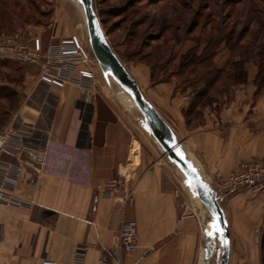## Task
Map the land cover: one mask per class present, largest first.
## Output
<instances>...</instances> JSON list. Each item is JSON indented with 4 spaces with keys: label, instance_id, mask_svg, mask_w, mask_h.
I'll use <instances>...</instances> for the list:
<instances>
[{
    "label": "crops",
    "instance_id": "0c3cea01",
    "mask_svg": "<svg viewBox=\"0 0 264 264\" xmlns=\"http://www.w3.org/2000/svg\"><path fill=\"white\" fill-rule=\"evenodd\" d=\"M146 68L142 81L127 71L215 191L229 230L227 264H261L264 197L228 191L220 179L240 161L264 160V91L256 94L251 81L235 86L232 98L204 107L188 125L189 97L172 79L145 94ZM19 70L22 87L11 89L21 101L6 127L33 153L2 156L19 165L13 192L29 206L0 205V264H71L79 246L83 264H213L218 227L131 114L95 81L49 84L35 65ZM110 177L120 180L115 201L103 194ZM122 220L136 221L134 251L115 247Z\"/></svg>",
    "mask_w": 264,
    "mask_h": 264
},
{
    "label": "trees",
    "instance_id": "16d2710c",
    "mask_svg": "<svg viewBox=\"0 0 264 264\" xmlns=\"http://www.w3.org/2000/svg\"><path fill=\"white\" fill-rule=\"evenodd\" d=\"M257 2L264 0H235L231 5L229 0H206L203 4L200 0H119L118 8L111 12L118 16L114 24L123 25L128 40L121 52L111 48L120 59L144 62L154 83L181 78V83L192 87L193 97L184 110L191 125L204 107L216 102L232 85L251 81L256 94L264 91V6ZM226 5L229 10L216 16ZM257 12L260 16L255 15ZM238 16L244 17L239 29ZM231 18L228 25L226 20ZM250 20L253 23L246 24ZM253 24L255 27H251ZM220 48L227 52L223 68L215 61ZM251 67L254 73L250 80ZM1 90L15 94L6 85H1ZM6 93H0V98L7 99ZM1 108L0 127L7 123L9 114ZM259 245L264 264V229Z\"/></svg>",
    "mask_w": 264,
    "mask_h": 264
},
{
    "label": "rangeland",
    "instance_id": "374dc122",
    "mask_svg": "<svg viewBox=\"0 0 264 264\" xmlns=\"http://www.w3.org/2000/svg\"><path fill=\"white\" fill-rule=\"evenodd\" d=\"M185 1L188 2L189 0H185ZM229 1H230L229 4L231 5V2L235 0H229ZM200 2L203 4L206 3V0H200ZM257 3L260 7L264 6V2H257ZM92 5L98 17L101 29L105 34L106 39L109 42L110 46L113 47L116 52L117 51L121 52L128 39L124 37L125 33L123 31V25L119 26L117 24H114V21H116L118 16H114L111 12L113 9L118 8L119 0H92ZM224 7L225 10L222 12L216 10L217 12L215 15L218 16L220 15L219 13H223L226 10H229L227 5ZM187 13L190 12L187 11ZM255 15L260 16L258 12L255 13ZM233 19L234 18L226 20V23L228 25H231ZM238 19H239V24L237 25V29H239V27L243 24L244 17L238 16ZM216 21L217 22L219 21L218 17L216 18ZM252 21L253 20H250V22L249 23L246 22V24L251 25L253 23ZM251 27H255V25L253 24ZM56 34L58 35L55 36ZM14 36H17V39L19 41L29 45H35V42L38 41L42 49H45L46 46L51 42H58L60 40L67 39L69 37L73 38V41L81 45V47L84 49V51L87 54L88 64L94 70V81L96 83H99V85L103 87V89H105L108 94L111 95L110 98L113 99L122 109L123 108L126 109L127 113L131 114V119L134 120L138 129L142 128L141 126L142 115L139 112V110L135 108L136 106L135 107L133 106L134 103L131 104L127 100L125 101L121 95V93L124 92L121 89V87L112 79L110 74L103 73L98 67V64L94 59L89 47L88 35L85 26L82 7L80 3H78L76 0H0V38H8ZM185 45H187V43ZM226 60H227V52L224 48H220L215 58L216 65L219 68H223L226 64ZM121 62L124 64L127 70H130L132 73H135V75L137 76V78H139V80L142 81L146 79L147 77L146 67L148 66L144 62L139 61L136 58L128 61L122 59ZM3 63H7V64L4 65ZM27 64L28 63H21L14 60H6V59L1 60L0 86L6 85L8 89L21 88L23 78L20 75L21 71L19 70V67H22L23 65H27ZM148 73L150 79V70ZM155 73L157 74V71H155ZM253 73H254V68L251 67L249 71L250 80L251 77L253 76ZM158 76L161 75L159 74ZM155 77L156 79L159 78L157 77V75H155ZM37 79H38V75H37ZM171 79L175 80L176 87L179 86L180 89L182 90L185 89V91L179 90L181 93H183V95L189 97V99L193 97L192 87L187 86V84L181 83V78H177V79L171 78ZM154 84L155 83L151 79L149 80L148 83L144 82L142 86V90L144 91V93L150 95ZM238 85L241 84L230 86L225 94L219 95L216 102L221 103L222 100H228L232 98V95L234 93L233 88ZM0 93H6L8 95V97L6 96L7 99L2 98L1 96L0 108L2 107L3 109L8 110L9 113L8 119H9L11 114H14L18 103L21 101V97L16 95V93L15 94L10 93V91L7 90H1ZM200 119L201 116L197 119V121ZM187 124L190 125L188 122ZM2 128L15 134V132H13L9 127H6V124L0 127V129ZM172 167L174 171H180L176 165L172 164ZM180 177L182 179V176ZM186 187L188 188V186ZM191 192L193 197H195L197 203H200V201L193 193V191ZM205 215H207L206 218L209 219L210 216H208V214ZM213 222H215L214 219ZM219 233L221 236L222 234L221 231ZM260 234H263V231ZM213 239H215L217 243V246L215 247L216 249L215 258L213 257L214 258L213 264H216L220 254L219 245H221V241H220V237H215ZM257 239L258 240L260 239L259 236Z\"/></svg>",
    "mask_w": 264,
    "mask_h": 264
},
{
    "label": "built area",
    "instance_id": "2783aa9c",
    "mask_svg": "<svg viewBox=\"0 0 264 264\" xmlns=\"http://www.w3.org/2000/svg\"><path fill=\"white\" fill-rule=\"evenodd\" d=\"M14 60L38 67V79L46 83H66L80 86H91L94 81V70L87 61L84 49L73 38L49 43L42 49L38 41L29 45L17 39V36L0 38V61ZM33 150L26 146L19 136L6 129H0V205L28 207L29 204L17 197L14 186L17 182L19 165L4 154L18 157L31 154ZM43 162V158H37ZM32 165V161H25ZM221 187L231 191H250L264 197V160H243L235 169L229 171L220 179ZM120 185L118 177L106 178L103 183V194L116 200V192ZM127 200L128 197L126 196ZM137 224L134 220H122L115 241L116 249L125 252L134 251L137 244ZM76 249L71 264H83L82 251ZM44 264H50L45 262Z\"/></svg>",
    "mask_w": 264,
    "mask_h": 264
},
{
    "label": "water",
    "instance_id": "95a60500",
    "mask_svg": "<svg viewBox=\"0 0 264 264\" xmlns=\"http://www.w3.org/2000/svg\"><path fill=\"white\" fill-rule=\"evenodd\" d=\"M82 7L88 43L98 67L127 93L142 115L141 126L153 137L164 155L178 167L185 184L193 191L221 231L220 254L216 264H227L230 237L224 213L219 206L215 191L202 179L197 168L179 151L175 135L158 111L146 100L135 80L112 50L103 33L92 0H76Z\"/></svg>",
    "mask_w": 264,
    "mask_h": 264
},
{
    "label": "bare ground",
    "instance_id": "6f19581e",
    "mask_svg": "<svg viewBox=\"0 0 264 264\" xmlns=\"http://www.w3.org/2000/svg\"><path fill=\"white\" fill-rule=\"evenodd\" d=\"M121 95H122V97H123V99L126 101H128L129 103H131V104H133V102H132V100H131V98L129 97V95L127 94V93H125V92H122L121 93ZM133 106L135 107V105L133 104ZM136 108V107H135ZM137 109V108H136ZM191 159H192V163H194L195 162V160L192 158V157H190ZM195 164V163H194ZM183 179H184V177H183ZM185 180V179H184Z\"/></svg>",
    "mask_w": 264,
    "mask_h": 264
},
{
    "label": "snow or ice",
    "instance_id": "6c2138e0",
    "mask_svg": "<svg viewBox=\"0 0 264 264\" xmlns=\"http://www.w3.org/2000/svg\"><path fill=\"white\" fill-rule=\"evenodd\" d=\"M213 227H215V225H212ZM209 236L213 235V233L209 232L207 233Z\"/></svg>",
    "mask_w": 264,
    "mask_h": 264
}]
</instances>
